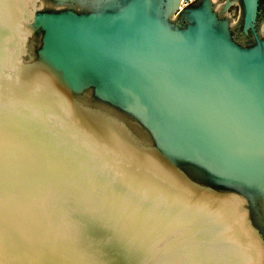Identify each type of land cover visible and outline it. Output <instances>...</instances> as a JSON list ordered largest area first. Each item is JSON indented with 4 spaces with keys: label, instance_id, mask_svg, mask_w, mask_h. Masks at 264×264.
Returning a JSON list of instances; mask_svg holds the SVG:
<instances>
[{
    "label": "water",
    "instance_id": "water-1",
    "mask_svg": "<svg viewBox=\"0 0 264 264\" xmlns=\"http://www.w3.org/2000/svg\"><path fill=\"white\" fill-rule=\"evenodd\" d=\"M0 264H264V0H0Z\"/></svg>",
    "mask_w": 264,
    "mask_h": 264
},
{
    "label": "rangeland",
    "instance_id": "rangeland-1",
    "mask_svg": "<svg viewBox=\"0 0 264 264\" xmlns=\"http://www.w3.org/2000/svg\"><path fill=\"white\" fill-rule=\"evenodd\" d=\"M192 0H183L184 4L189 3ZM234 14L237 15L238 14V7H236V10L234 11Z\"/></svg>",
    "mask_w": 264,
    "mask_h": 264
}]
</instances>
